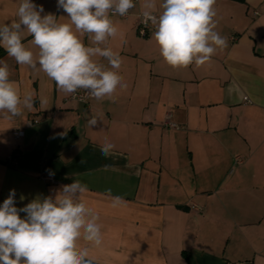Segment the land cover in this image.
Wrapping results in <instances>:
<instances>
[{
	"label": "crops",
	"instance_id": "crops-1",
	"mask_svg": "<svg viewBox=\"0 0 264 264\" xmlns=\"http://www.w3.org/2000/svg\"><path fill=\"white\" fill-rule=\"evenodd\" d=\"M32 2L69 22L57 0ZM133 2L125 18L110 13L119 34L106 46L122 58L127 85L115 102L70 99L39 66L18 65L0 47L10 80L35 101L21 116L0 113V205L11 190L22 208L78 179L102 225L95 264H264V0H216L227 47L201 67L177 69L160 55L155 29L137 34L144 0ZM19 3L0 0V22L17 18ZM23 43L37 51L30 36ZM105 138L115 145L107 157ZM109 189L120 207L110 206Z\"/></svg>",
	"mask_w": 264,
	"mask_h": 264
},
{
	"label": "clouds",
	"instance_id": "clouds-1",
	"mask_svg": "<svg viewBox=\"0 0 264 264\" xmlns=\"http://www.w3.org/2000/svg\"><path fill=\"white\" fill-rule=\"evenodd\" d=\"M216 0H162L157 15L155 0H144V23L154 27L152 38L159 53L170 67H201L209 63L227 40L217 28ZM58 8L67 13L68 23L59 22L32 0H20L11 23L0 22V47L18 65L44 72L65 94L83 89L97 100L115 102L118 88H126L119 72L122 58L106 46L119 34L110 13L125 16L135 7L133 0H57ZM90 46L81 37L86 35ZM31 37L32 48L23 43ZM96 57L107 60L108 67ZM41 99V104L46 103ZM31 92L21 95L18 84L10 80L9 66L0 61V113L6 119L32 110ZM100 120L88 121L94 127ZM115 145L105 138L100 147L107 157ZM87 186L80 180L63 185L54 197L36 198L22 208L15 206V190L0 205V264H95L91 248H100L104 237L99 213L84 199ZM106 195L112 208L124 201ZM23 199V197H21ZM20 213L26 215L22 218ZM85 243L82 245L80 241Z\"/></svg>",
	"mask_w": 264,
	"mask_h": 264
},
{
	"label": "built area",
	"instance_id": "built-area-1",
	"mask_svg": "<svg viewBox=\"0 0 264 264\" xmlns=\"http://www.w3.org/2000/svg\"><path fill=\"white\" fill-rule=\"evenodd\" d=\"M131 10V9H130ZM130 10L128 12V14L130 13ZM255 13H257L255 11ZM127 14V15H128ZM157 14V13H155ZM115 15H118V14H115ZM127 15L125 16H121L123 18H125ZM158 15V14H157ZM120 16V15H119ZM154 29V27L151 25V22H148V24L146 25L144 23V17L142 15V11H140L138 14H137V23H136V32L139 36H146L148 35L152 30ZM70 99H73V100H76V101H79V102H90L92 99H94L92 96H90L85 90L83 89H80V90H77L75 93L73 94H70L69 96ZM165 125H167L168 127H171V128H178V126L173 123V122H170L169 121V116L166 117V120H165ZM13 134L18 137V136H21L23 134L22 131L20 130H16L13 132ZM234 162L235 163H239L240 160L238 157H236L234 159ZM43 179L45 180H48L50 182H53L54 181V178L52 175L50 174H46V175H43L42 177ZM190 208L194 209V210H200V208L198 206H196L195 204H190Z\"/></svg>",
	"mask_w": 264,
	"mask_h": 264
},
{
	"label": "trees",
	"instance_id": "trees-1",
	"mask_svg": "<svg viewBox=\"0 0 264 264\" xmlns=\"http://www.w3.org/2000/svg\"><path fill=\"white\" fill-rule=\"evenodd\" d=\"M234 1H239V2H243L244 0H234Z\"/></svg>",
	"mask_w": 264,
	"mask_h": 264
}]
</instances>
